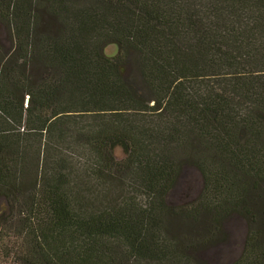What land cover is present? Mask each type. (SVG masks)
Here are the masks:
<instances>
[{
	"label": "trees",
	"instance_id": "16d2710c",
	"mask_svg": "<svg viewBox=\"0 0 264 264\" xmlns=\"http://www.w3.org/2000/svg\"><path fill=\"white\" fill-rule=\"evenodd\" d=\"M0 21V264H203L231 213L232 264H264V0H0ZM184 164L203 191L172 205Z\"/></svg>",
	"mask_w": 264,
	"mask_h": 264
},
{
	"label": "rangeland",
	"instance_id": "374dc122",
	"mask_svg": "<svg viewBox=\"0 0 264 264\" xmlns=\"http://www.w3.org/2000/svg\"><path fill=\"white\" fill-rule=\"evenodd\" d=\"M9 29L0 21V58L9 54L12 42L9 37ZM106 54L115 56L118 52L117 44H109ZM131 65V63H130ZM134 84L143 87L138 71L128 68ZM123 151L116 149V155L121 158ZM204 179L196 166L184 164L181 173L168 194V202L172 205H180L195 201L202 194ZM218 231L216 244H213L200 252L199 258L203 264H232L243 252L247 235L250 231V222L240 213H231L225 216L222 227Z\"/></svg>",
	"mask_w": 264,
	"mask_h": 264
}]
</instances>
